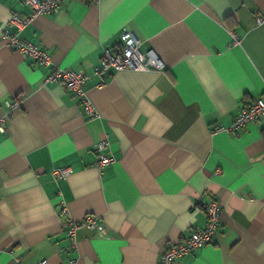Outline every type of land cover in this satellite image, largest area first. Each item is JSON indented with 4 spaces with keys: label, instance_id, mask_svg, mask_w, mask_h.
Here are the masks:
<instances>
[{
    "label": "crops",
    "instance_id": "0c3cea01",
    "mask_svg": "<svg viewBox=\"0 0 264 264\" xmlns=\"http://www.w3.org/2000/svg\"><path fill=\"white\" fill-rule=\"evenodd\" d=\"M13 13L31 8L0 0V264H158L204 226L210 199L220 204L210 243L177 264H264V121L219 129L264 92V0H65L34 16L18 38L83 72L94 118L6 44ZM123 30L160 70L94 72ZM103 138L114 162L100 168ZM86 216L104 229L71 241L64 223Z\"/></svg>",
    "mask_w": 264,
    "mask_h": 264
},
{
    "label": "built area",
    "instance_id": "2783aa9c",
    "mask_svg": "<svg viewBox=\"0 0 264 264\" xmlns=\"http://www.w3.org/2000/svg\"><path fill=\"white\" fill-rule=\"evenodd\" d=\"M65 0H21V2L31 8V15L20 17L18 14H11L6 28L2 31V37L6 44L14 51L26 56L34 63L42 67H48L49 72L43 79V83L59 85L66 92L72 94L80 103L82 111L90 118L97 116L92 105L87 99L84 91V82L86 76L79 70H70L55 66L51 63L49 54L33 43L22 42L18 38V31L24 29L34 16L41 14H52L57 12ZM256 22L261 23L264 17L257 15ZM121 43L115 48H103L99 63L94 67L95 73L109 75L112 72L120 70L143 71L148 69L160 70L162 64L156 55L151 51H142L140 42L136 35L130 30H123L120 35ZM232 45L239 43L237 36L230 34ZM7 107H18L19 100L6 103ZM264 121V92L257 97L246 109L237 113L228 127H220V130L233 133L243 126L255 121ZM5 125L3 119H0V133H4ZM96 155V166L103 167L114 162V158L108 153V143L106 138L99 140L93 148ZM68 174L66 169H55L52 171L54 178H64ZM203 210L206 216L204 226L193 230L182 242L168 245L159 255L158 264H177L179 258L184 257L193 251L210 243L216 227L219 222L220 204L210 199L203 204ZM64 211V208L62 209ZM66 236L73 241L75 232L82 227L93 228L98 231L104 229V226L98 223L91 216H86L80 220H67L65 223ZM15 264H20L17 259ZM36 264H49L46 259L40 260ZM69 264H75L71 259Z\"/></svg>",
    "mask_w": 264,
    "mask_h": 264
},
{
    "label": "trees",
    "instance_id": "16d2710c",
    "mask_svg": "<svg viewBox=\"0 0 264 264\" xmlns=\"http://www.w3.org/2000/svg\"><path fill=\"white\" fill-rule=\"evenodd\" d=\"M85 2H87V3H90V2H92L93 0H84Z\"/></svg>",
    "mask_w": 264,
    "mask_h": 264
}]
</instances>
